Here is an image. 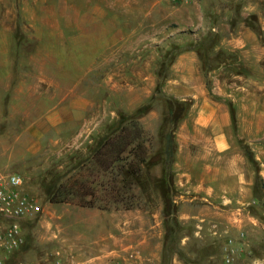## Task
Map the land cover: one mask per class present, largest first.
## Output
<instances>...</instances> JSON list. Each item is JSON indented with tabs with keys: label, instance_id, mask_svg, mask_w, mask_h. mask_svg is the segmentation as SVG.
Wrapping results in <instances>:
<instances>
[{
	"label": "rangeland",
	"instance_id": "374dc122",
	"mask_svg": "<svg viewBox=\"0 0 264 264\" xmlns=\"http://www.w3.org/2000/svg\"><path fill=\"white\" fill-rule=\"evenodd\" d=\"M205 102L217 110L208 128L194 123ZM51 113L63 121L52 126ZM131 118L145 131L139 152L147 161L129 154L112 172L98 173L89 160L96 142ZM222 135L227 152L215 148ZM133 166L139 176L130 175ZM184 167L189 191L178 179ZM0 172L21 175L24 192L42 207L24 223L25 244L12 263L71 264L69 240L98 232L114 212L155 225L168 193L175 204L169 212L179 219L189 212L183 199L201 201L194 198L203 196L194 190L201 184L213 186L223 221L239 212L248 224L233 234L224 223L208 224L212 239L181 247L209 250L211 264H227L228 244L229 264H264V57L256 63L208 47L173 17L158 22L156 0H0ZM71 177L96 197L50 202L46 186ZM165 182L174 183L168 193ZM90 199L95 206L82 205ZM89 209L98 211L96 226L86 224ZM186 226L194 228L182 222L178 236L191 232Z\"/></svg>",
	"mask_w": 264,
	"mask_h": 264
},
{
	"label": "crops",
	"instance_id": "0c3cea01",
	"mask_svg": "<svg viewBox=\"0 0 264 264\" xmlns=\"http://www.w3.org/2000/svg\"><path fill=\"white\" fill-rule=\"evenodd\" d=\"M166 4L171 5L172 9ZM156 8L158 22L167 20L169 17H173L174 20L176 18L179 23L194 30L196 35L203 36L205 45L208 44V47L234 50L243 59L256 63L264 57V0H156ZM215 112L217 110L205 102L194 123L203 128L216 125ZM222 116L224 123L228 124L229 110L225 109ZM46 119L52 126L63 121L52 113ZM215 144L216 150L220 152L229 150V143L224 135L217 138ZM187 169L189 170L184 167V172L178 178L179 183L183 185L191 179V173L186 171ZM188 186L191 185H184V187ZM188 188L189 191L190 187ZM194 190L198 193L204 191L203 196L195 195L194 198L197 197L201 203L202 200L205 203L196 206L200 203L199 201H192L193 198L183 199L184 208H188L189 212L181 215L179 220L185 224L194 225V228L191 235L181 238L174 250L166 253L164 216L158 217L154 225L149 217L133 216L128 213L119 215L114 212L101 219L102 223L101 221L100 223L103 226L98 232L78 234L75 239L66 241V254L73 260L71 264H211L213 261L216 262V256L211 251L205 249L204 255L199 251L189 252L188 249L181 247V242L184 240L191 245L193 238L210 236L212 239L213 234L207 232L211 230L208 224L215 222L226 224L228 233L233 234L237 232V228L240 229L248 221V218L240 216L237 212L239 214H229L231 216L227 214L226 221H223L221 217L224 215L212 199L213 186L200 184ZM89 210L86 211L90 214L86 224L96 226L98 221L94 214L98 211Z\"/></svg>",
	"mask_w": 264,
	"mask_h": 264
},
{
	"label": "trees",
	"instance_id": "16d2710c",
	"mask_svg": "<svg viewBox=\"0 0 264 264\" xmlns=\"http://www.w3.org/2000/svg\"><path fill=\"white\" fill-rule=\"evenodd\" d=\"M144 134L145 131L142 128L140 122L134 118L129 119V121L127 122H122L117 126H110L96 142V147L92 150V154L89 160L91 161V163L97 166L98 173L100 174H104L113 170L116 164L122 161H126L129 154H132L134 157H136L139 161L138 163H145L147 161V156L144 152L143 154L139 152L143 143L140 142V140L146 139ZM135 167L136 166H133V168L129 172L131 176L140 175V168ZM81 169L77 174H80ZM73 178L74 177H71L65 182L58 183V185L56 182L47 185V199L50 202L59 203L68 202L78 196H80L82 200H84V197L87 195H91L92 198L96 197L93 191H87V186L81 184L80 180ZM122 180L124 182L125 177ZM165 186L166 188H164V191L166 190V192L168 193L173 188L174 183H172V187L169 188L170 184H167L165 182ZM116 195V199L121 200L125 198L119 190H114V192L112 193V196ZM167 195L165 200L167 212L165 211L164 214V217L166 219V253H168V251L174 250L177 242L182 238L176 233V231L180 229L182 222H180V220L174 215L171 216L170 212L175 211V204L172 200V197L169 196L170 194L168 193ZM81 203L82 205L95 206V203L91 201V199L89 201H84ZM99 208L106 209L107 207L99 206ZM126 208L129 207L126 206ZM186 227L188 229L191 228L190 226ZM190 230L191 232L188 235L192 234L193 227Z\"/></svg>",
	"mask_w": 264,
	"mask_h": 264
},
{
	"label": "built area",
	"instance_id": "2783aa9c",
	"mask_svg": "<svg viewBox=\"0 0 264 264\" xmlns=\"http://www.w3.org/2000/svg\"><path fill=\"white\" fill-rule=\"evenodd\" d=\"M23 182L17 173L0 172V264H25L12 263L11 255L25 244L24 223L42 212L37 200L24 192ZM225 250L224 260L229 264L233 261V250L228 244ZM57 264H61L60 259Z\"/></svg>",
	"mask_w": 264,
	"mask_h": 264
}]
</instances>
